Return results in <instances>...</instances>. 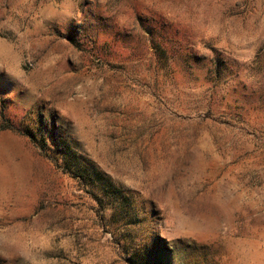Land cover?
Wrapping results in <instances>:
<instances>
[{
	"label": "rangeland",
	"instance_id": "obj_1",
	"mask_svg": "<svg viewBox=\"0 0 264 264\" xmlns=\"http://www.w3.org/2000/svg\"><path fill=\"white\" fill-rule=\"evenodd\" d=\"M0 264H264V0H0Z\"/></svg>",
	"mask_w": 264,
	"mask_h": 264
}]
</instances>
